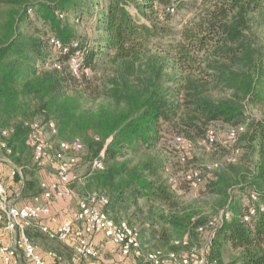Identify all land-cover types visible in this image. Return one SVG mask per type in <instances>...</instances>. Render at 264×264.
I'll list each match as a JSON object with an SVG mask.
<instances>
[{
  "label": "trees",
  "instance_id": "16d2710c",
  "mask_svg": "<svg viewBox=\"0 0 264 264\" xmlns=\"http://www.w3.org/2000/svg\"><path fill=\"white\" fill-rule=\"evenodd\" d=\"M180 3L0 0V131L8 132V159L21 170L11 177L20 192L17 202L30 203L41 192L26 145L30 125L53 121L55 141L78 139L84 146L85 194L105 196L102 210L114 222L133 226L123 215L141 217L157 245H168L153 250L180 255L192 250L187 239L209 222L177 201L174 188L190 190L182 178L193 167L179 161L173 139L199 145L216 124H245L234 143L226 137L225 143L239 149V158L244 136L251 161L216 169L205 180L200 172L194 192L204 184L214 196L217 222L204 245L208 260L222 264L230 254L228 264H264V47L252 29L264 0H192L191 19L173 31L167 9ZM76 53L79 77L68 69ZM247 108L257 115L249 118ZM167 150L181 165L180 182L167 168ZM97 157L103 169L90 171ZM255 206L263 210L251 223L243 221ZM34 232L26 230L31 240ZM183 239L187 246L174 244ZM120 257L116 264L129 259Z\"/></svg>",
  "mask_w": 264,
  "mask_h": 264
},
{
  "label": "built area",
  "instance_id": "2783aa9c",
  "mask_svg": "<svg viewBox=\"0 0 264 264\" xmlns=\"http://www.w3.org/2000/svg\"><path fill=\"white\" fill-rule=\"evenodd\" d=\"M167 10L174 12L173 9ZM50 43L55 49H62L63 53L67 52L58 40H52ZM80 61L78 53L72 55L68 61V69L75 77L81 74ZM30 126L31 132L26 145L31 151L32 164L39 170L54 169L57 178L54 181L40 180V194L35 196L30 203L19 204L17 195L9 194L0 176V264H93L100 257L98 242L95 240L97 237L114 245L121 256L142 258L144 264H214L208 260L205 248L192 249L180 255L159 250L149 251L143 255L139 230L125 221L114 222L110 219L102 210L107 204L105 196L84 194L77 197L75 195L73 184L79 181L78 174L73 171V167L77 164L75 154L84 151L83 144L78 139L69 142L55 141L57 129L53 121L43 124L34 122ZM244 131L245 124L229 128L225 135L227 142L234 143L238 135ZM7 138L8 132L1 130L0 155L11 163L8 157L12 151L7 146ZM218 138L216 130L209 128L204 138L198 143L200 146L210 147L218 141ZM173 147L179 161L185 163L187 152L192 149L193 143L182 137H175ZM238 155L239 149H233L232 156L237 157ZM102 156L103 151L99 154V158ZM99 158L91 161L90 171L103 169V163ZM168 172L166 170V173ZM16 174L21 176V170L13 165L9 175L13 177ZM182 179L188 183L191 191H196L202 182L200 171L197 168L185 171ZM169 183L174 186L177 179L170 176ZM72 199L77 201L74 219L55 222L52 214L53 203L58 200ZM251 200H256L255 195L251 194ZM262 210L261 206L249 208L243 216V221L251 223L257 211ZM225 218L227 219V216ZM43 220L54 222V226L50 228L42 225ZM219 220L221 221V217ZM216 222V219H213L206 226L198 227L196 232L210 238L215 230ZM29 228L35 229L51 241L70 244L74 253V261L67 262L52 251L39 253L26 233ZM174 244L187 246L188 241L183 239Z\"/></svg>",
  "mask_w": 264,
  "mask_h": 264
},
{
  "label": "rangeland",
  "instance_id": "374dc122",
  "mask_svg": "<svg viewBox=\"0 0 264 264\" xmlns=\"http://www.w3.org/2000/svg\"><path fill=\"white\" fill-rule=\"evenodd\" d=\"M182 3L178 5V8L174 10L172 13L173 16L171 20L169 21L168 25L173 29V31H178L183 28V26L187 23L189 19L192 17V12L189 10V3L192 0H181ZM180 7V8H179ZM252 29L257 33L259 37V41L261 42V45L264 47V3L262 4V7L259 11H257L253 16L252 21ZM171 40V38H168V40H165L163 44L168 43ZM247 115L249 118L254 117L257 115V112L253 109L247 108ZM218 132V142L216 145L210 148H204L197 144L193 145L192 149H190L187 152V167H193L197 168L202 172L205 178L215 173L217 170L224 169L229 164L234 163L237 164V167H243L247 160L252 159L251 153L249 152L248 147L245 144V137L241 136L239 138V146L241 147L243 153L239 158H235L232 156V148H230L229 145L225 143V134L228 130V127L223 124H216L213 126ZM171 139H169V142L167 143V147L169 146V149H171ZM167 154V168L169 171H171L174 175H176L179 182L180 179V170L181 165L178 164L174 158V156L169 153V151H166ZM2 155H0L1 157ZM77 157V164L73 167V171L76 172L79 176V181L73 184L74 192L77 197H80L84 195L86 192H89L87 187L85 186L86 181V171H87V158L86 154L78 153L75 154ZM233 164V165H234ZM219 167V168H217ZM217 169V170H216ZM34 176L36 180H39L38 171L34 172ZM205 183V182H204ZM204 184H202V187L199 191L194 192L186 188V186H182L180 188H174V193L176 194L177 201L191 209H194L198 212L196 215L197 218H202L205 220L203 224H206L207 222L213 221V219H217V215L215 214V204H214V196L210 194ZM15 193V192H14ZM76 199H72L67 201L70 215L66 219H71V215L74 214L76 210ZM125 214L123 215L122 219L128 221L130 224L135 226L141 233V252L144 255L147 251L153 250V249H163L167 250L168 245H165L163 247L157 245L156 239H153L151 237L152 230L146 226H144V222L141 221L140 218H134L133 216ZM129 217V220L127 218ZM32 237V243L34 246H37L41 250H50L57 255L61 256L63 260L67 262H73L74 261V253L72 246L70 244H64L57 241H51L48 240L46 237L41 235L38 232H34L31 235ZM187 238V237H184ZM98 242V246L100 249V257L94 261V264H107L106 262V256L113 259L112 263L109 264H116L117 261H120V255L116 250V247L109 243L108 241H105L101 237L95 238V240ZM101 239V240H100ZM190 241V248L195 250H202L204 248L205 243L207 242V237L205 234L203 235H193ZM116 259V260H115ZM230 254H226L223 259L222 264H228L230 261ZM124 264H144V260L142 258L135 259L133 257H129V259H125L123 261Z\"/></svg>",
  "mask_w": 264,
  "mask_h": 264
},
{
  "label": "crops",
  "instance_id": "0c3cea01",
  "mask_svg": "<svg viewBox=\"0 0 264 264\" xmlns=\"http://www.w3.org/2000/svg\"><path fill=\"white\" fill-rule=\"evenodd\" d=\"M12 164L9 163L5 158H3V156L0 157V176L2 177L6 187H7V190L9 192V194H12V193H16L15 195H17V198L19 196V188L14 184L13 180L11 179L9 173H10V170L12 168ZM38 171V175H39V180H46V181H54L56 180V172L54 171V169H45V170H39V169H36ZM68 201V200H67ZM66 200H58L56 202L53 203L52 205V214H53V217H55V222L57 223H60L62 221H65V220H73L74 219V215H75V212L73 215H71V219H66L70 214V210H69V206H68V203H67ZM19 204L22 203L20 200H18ZM42 225H45V226H48V227H53L54 226V222H50V221H47V220H43L41 222ZM101 240V239H100ZM7 242V241H5ZM97 242H99V239H97ZM37 251L41 254H44L50 250H41L39 249L37 246H35ZM116 260V259H115ZM106 263L109 264V263H112L113 262V259L109 258V255L108 257L106 256ZM94 264V262H93ZM98 264V263H96Z\"/></svg>",
  "mask_w": 264,
  "mask_h": 264
}]
</instances>
